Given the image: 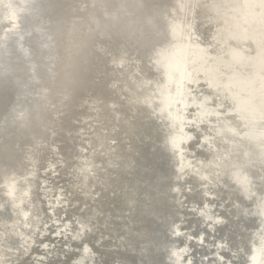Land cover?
Returning <instances> with one entry per match:
<instances>
[{"label":"bare ground","instance_id":"1","mask_svg":"<svg viewBox=\"0 0 264 264\" xmlns=\"http://www.w3.org/2000/svg\"><path fill=\"white\" fill-rule=\"evenodd\" d=\"M0 264H264V0H0Z\"/></svg>","mask_w":264,"mask_h":264}]
</instances>
